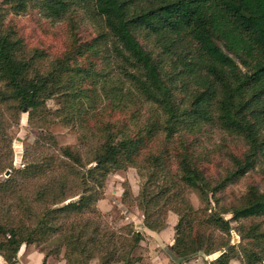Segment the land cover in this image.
Masks as SVG:
<instances>
[{
    "label": "trees",
    "instance_id": "obj_1",
    "mask_svg": "<svg viewBox=\"0 0 264 264\" xmlns=\"http://www.w3.org/2000/svg\"><path fill=\"white\" fill-rule=\"evenodd\" d=\"M30 5L53 20L73 21L86 10L101 21L103 29L91 38L74 28L61 57L47 62L44 50L28 51L15 27H4L5 12H25ZM98 56L113 61L129 85L125 91L120 85L107 90L96 78ZM100 83L118 109L133 107L136 94L154 104L164 120L137 124L135 130L126 121L106 123L89 154L71 146L59 148L65 157L59 167L77 179L72 189L65 182L39 181L32 186L30 176L49 170V161L13 168V149L0 148V175L13 168L0 179V205L10 202L8 212H0L4 237L0 254L14 263L23 244H35L45 253L43 264L51 256L59 257L61 249L50 253L41 246L58 232L59 219L94 210L101 199L94 184L103 185L112 171L134 165L145 179L138 196L145 226L161 231L167 227L169 212L178 216L170 246L177 264L228 246L210 264H230L232 223L264 217V191L257 186H250L234 204H222L219 194L264 158V0H12L10 6L0 2V128L7 123V113L12 117L9 121L18 123L25 109L29 123L42 130L50 128V116L86 126ZM55 96L61 106L52 110L47 101ZM131 118L136 120L135 112ZM206 125L246 144L241 155L230 154L231 166L214 180L208 175V154L197 152V134ZM160 132L165 134L163 145L143 153ZM177 134L183 136L175 140ZM173 160L177 176L171 173ZM184 188L196 190L206 207L195 210L185 201ZM228 213L232 216L227 219ZM207 228L229 237L211 238ZM262 229L260 222L238 226L241 238L252 243L246 251L253 264L264 261ZM66 238L76 244L80 236ZM140 239L137 233L134 242ZM136 261L129 258L124 264Z\"/></svg>",
    "mask_w": 264,
    "mask_h": 264
},
{
    "label": "rangeland",
    "instance_id": "obj_2",
    "mask_svg": "<svg viewBox=\"0 0 264 264\" xmlns=\"http://www.w3.org/2000/svg\"><path fill=\"white\" fill-rule=\"evenodd\" d=\"M0 2L10 6L12 0H0ZM78 15L79 17L73 21L68 19L53 20L45 17L37 7L30 5L25 12H5L4 27L14 26L18 32L17 35L23 38L26 49L28 51L44 50L47 54L45 61L48 62L61 57L71 40L74 28L80 29V32L85 33L83 35H89L91 38L97 36L103 29L100 24L101 21L86 10L79 11ZM144 43L149 49L154 48L152 43L145 41ZM98 57L94 58L96 62L95 71L99 73V77L96 76V78L106 84L107 90L114 91V88L120 85L125 91L129 85L122 79L113 61L105 57ZM96 92V103L91 105L93 107L89 117L86 118L88 120L86 126L66 124L59 117L50 116V128L42 130L29 123V114L25 110L18 123L9 121L12 117L10 113L6 114L7 123L0 128V148L7 145L13 149V168H24L29 163L49 161V170L45 173L36 172L30 176L32 186L40 183L39 181L52 184L65 182L68 188H74L77 183L76 176L71 175V171L69 174L68 170L63 172L65 169L59 167L62 163L61 160H65L59 148L71 146L74 151L79 149L83 154H89L102 138L101 128L106 123L126 121L131 130H135L137 124L142 125L152 120H158L162 123L164 120V116L158 108L150 102H144L139 95L135 94L133 107L120 110L112 98L107 97L103 92L102 83L97 85ZM85 101L88 106L89 101ZM47 105L52 110L59 108L61 106L59 97L55 96L48 99ZM134 112L135 121L131 118ZM183 134L187 135L188 133ZM188 135L192 136V134ZM182 136L177 134L175 140ZM40 140L43 143H38ZM164 140L165 134L160 132L156 141L149 145L143 153L152 148L154 150L160 148ZM197 140L199 144L197 152L208 154L207 158L210 160L208 166L211 168L208 175L213 180L218 179V176L231 166L230 154L241 155L246 150V144L242 139L235 138L214 125H206L197 134ZM139 159L143 160L144 155ZM171 164V173L173 176H177L178 165L176 160H173ZM92 165L93 163L88 164L87 170ZM5 177H8L5 173L0 175L2 180ZM144 180L139 168L134 165L112 171L106 177L103 185L99 182L94 184L95 192L101 198L95 203V209L61 217L58 223L60 228L58 232L42 243L41 246L47 252L52 251L50 253H56L58 249H61L60 254L68 251L67 264H124L129 258L138 259L134 264H177L174 259L175 256L173 257L170 250V244L173 242V238L175 239L176 224L174 217L177 218L178 216L174 212L168 213L166 229L172 235L165 240L162 239L163 241L156 236V233L151 232L153 230L145 226L143 210L138 200ZM252 185L264 191V158L239 181L230 184L226 190L219 193L222 197V204L236 203ZM32 186H29L28 189L33 190ZM182 195L195 210H202L206 207L196 190L184 188ZM9 203L0 205L1 214L4 215L8 212ZM211 207L217 208L214 201ZM224 216L228 219L232 215L228 213ZM252 222H260L262 230H264V217L243 219L232 223L233 228L230 231L232 249L228 252L231 256L230 264H253L250 251H246L251 248L252 243L249 240H243L238 233V226L241 223L247 228ZM205 232L209 233L211 238L229 237L217 229L207 228ZM137 233L140 234L141 239L135 243L134 238L137 237ZM70 234L76 237L80 236L76 244L67 242L66 237ZM3 239L4 237L0 235V240ZM228 250L229 246L226 252ZM221 251L211 255L200 253L187 261H182L181 264L193 260L199 264H209ZM259 264H264V261Z\"/></svg>",
    "mask_w": 264,
    "mask_h": 264
},
{
    "label": "crops",
    "instance_id": "obj_3",
    "mask_svg": "<svg viewBox=\"0 0 264 264\" xmlns=\"http://www.w3.org/2000/svg\"><path fill=\"white\" fill-rule=\"evenodd\" d=\"M174 219L176 224L178 221V217L177 218L174 217ZM151 232L156 233V236L159 237L161 240L162 239L165 240L172 235L171 232L167 231L166 228L159 232L158 231H151ZM174 241L175 239L173 238V242L170 244V246L174 244ZM44 258H45V253L42 252L35 244H29V245L23 244L18 251L14 263L7 262L1 254H0V263L1 264H43ZM216 258L214 260H216ZM212 261H210L209 264ZM48 264H67V260L65 258V252L63 254H60L59 257H53V256L49 257ZM185 264H199V263L193 260L191 262H185Z\"/></svg>",
    "mask_w": 264,
    "mask_h": 264
},
{
    "label": "water",
    "instance_id": "obj_4",
    "mask_svg": "<svg viewBox=\"0 0 264 264\" xmlns=\"http://www.w3.org/2000/svg\"><path fill=\"white\" fill-rule=\"evenodd\" d=\"M26 111H27V110L25 109V112H26ZM10 173H11V170L8 169V170H6L5 175H6V176H9ZM226 250H227V247H226L225 249H223L219 254H217L216 257H219L220 255H222L224 252H226Z\"/></svg>",
    "mask_w": 264,
    "mask_h": 264
}]
</instances>
